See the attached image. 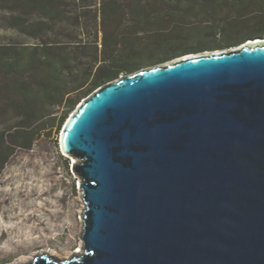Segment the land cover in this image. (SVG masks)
Returning <instances> with one entry per match:
<instances>
[{
	"label": "water",
	"instance_id": "obj_1",
	"mask_svg": "<svg viewBox=\"0 0 264 264\" xmlns=\"http://www.w3.org/2000/svg\"><path fill=\"white\" fill-rule=\"evenodd\" d=\"M59 146L80 178L82 252L27 264H264V42L99 86Z\"/></svg>",
	"mask_w": 264,
	"mask_h": 264
},
{
	"label": "trees",
	"instance_id": "obj_2",
	"mask_svg": "<svg viewBox=\"0 0 264 264\" xmlns=\"http://www.w3.org/2000/svg\"><path fill=\"white\" fill-rule=\"evenodd\" d=\"M0 3L9 4L14 27L39 38L35 45L0 46V174L16 150L32 147L44 117L63 108L51 124L58 129L82 97L120 73L264 36V0Z\"/></svg>",
	"mask_w": 264,
	"mask_h": 264
},
{
	"label": "rangeland",
	"instance_id": "obj_3",
	"mask_svg": "<svg viewBox=\"0 0 264 264\" xmlns=\"http://www.w3.org/2000/svg\"><path fill=\"white\" fill-rule=\"evenodd\" d=\"M88 1H94L97 7L100 0ZM8 5L0 3V46L20 47L38 43L39 38H34L11 24ZM94 9L92 7L90 16L95 14ZM35 19L33 17L32 21ZM248 39L228 47L207 48L183 53L162 62L146 63L130 73L122 72L104 84L138 70L191 55L238 48L251 39L264 40V36ZM215 43L217 42H211L212 45ZM87 96L82 97L78 103ZM77 104L69 110L66 118ZM62 111L63 108H56L52 115L42 119L39 124L42 133L32 147L16 150L0 174V264H13L25 256V260L29 261L26 262L30 263L31 254H47H40L45 250L55 254L52 255L54 260H62L60 257L69 255L82 243L80 234L85 205L81 197L80 178L72 169L74 158L65 156L59 146L60 132L66 118L58 129L56 126L51 127ZM13 121L11 119L5 125ZM47 255L50 256L49 253Z\"/></svg>",
	"mask_w": 264,
	"mask_h": 264
},
{
	"label": "bare ground",
	"instance_id": "obj_4",
	"mask_svg": "<svg viewBox=\"0 0 264 264\" xmlns=\"http://www.w3.org/2000/svg\"><path fill=\"white\" fill-rule=\"evenodd\" d=\"M253 42H264V40H262V39H251L250 40V43H253ZM65 156H67V154H64ZM73 162H76L74 159H73ZM81 245L79 246V248H77L76 250H73L69 255H67V256H63V257H60V259H62V260H65V259H69L70 257H72V256H74V255H78L79 253H81L82 252V248H83V242L82 243H80ZM50 251V250H49ZM49 251H42V252H40V254L41 253H46L47 252V254L49 253V255H50V257H52V255H54L55 256V254L54 253H52V252H49ZM27 256H25V257H23V258H21L19 261H16V262H14L13 264H25V263H27L26 261H28V260H25V258H26ZM35 257V253H33V254H31V260H33V258ZM30 260V261H31ZM22 261V262H21ZM29 262V261H28ZM4 264H6V263H4Z\"/></svg>",
	"mask_w": 264,
	"mask_h": 264
}]
</instances>
